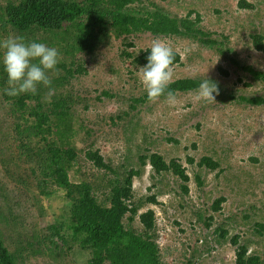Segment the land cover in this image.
I'll list each match as a JSON object with an SVG mask.
<instances>
[{
    "label": "rangeland",
    "instance_id": "obj_1",
    "mask_svg": "<svg viewBox=\"0 0 264 264\" xmlns=\"http://www.w3.org/2000/svg\"><path fill=\"white\" fill-rule=\"evenodd\" d=\"M6 2L0 0V6ZM132 5L152 11L159 7L179 17L195 11L189 18L199 13L195 27L211 32V37L155 36L147 31L112 36L97 59L84 58L88 74L76 76L63 89L79 96L76 124L91 129L89 136L83 130L76 142L79 157L70 169L72 182L89 181L104 197L107 178L115 173L84 158L88 146L99 148L118 174L141 169L134 178L135 200L142 203L140 212L155 210L156 239L166 264H236L234 235L264 264V105L244 99L264 96V82L245 68L264 71V50L256 48L252 37L264 36V0H138ZM11 35L22 34L12 27L2 32L4 38ZM155 38L181 54L180 63L173 65V80L207 77L218 84L215 101L197 99L192 90L177 92L174 104L165 96L134 102L147 94L137 71L142 65L125 59L122 52L146 49ZM5 89L0 85V238L15 264H87L90 253L79 241L82 235L74 236L70 228L73 202L65 188L46 177L48 167L25 159L28 152L21 150L12 99L4 97ZM103 90L112 96L99 99ZM146 149L167 161L176 158L187 168L188 193L173 172L157 174L150 164L141 166L138 157ZM204 155L220 166H200ZM153 195L157 203L150 202ZM221 196L226 201L215 211L212 205ZM138 221L135 227H141Z\"/></svg>",
    "mask_w": 264,
    "mask_h": 264
},
{
    "label": "trees",
    "instance_id": "obj_2",
    "mask_svg": "<svg viewBox=\"0 0 264 264\" xmlns=\"http://www.w3.org/2000/svg\"><path fill=\"white\" fill-rule=\"evenodd\" d=\"M138 0H7L0 6V39L2 32L10 27L22 35H30L27 39H36L55 47L60 53L58 71L50 73L51 87L54 94L51 102L44 97L48 88L40 86L37 94H22L12 99L11 114L14 116V130L20 134V147L27 161L37 166H46L52 182L67 190V196L73 202L71 207L70 228L82 246L89 250L87 264H166L161 259L160 247L156 239V213L154 209L140 212L142 203L135 200L134 178L142 174L140 168L132 167L123 174H118L115 167L108 163L99 148L88 146L84 158L99 169L115 173L108 177V191L100 198L95 193L94 185L89 181L72 182L70 169L79 157L76 142L82 139L81 132L86 135L91 129L86 124L77 125L74 111L75 101L79 96L63 92L66 85L76 76L88 74L84 58L91 56L97 59L99 51L109 45L110 39L124 35L151 32L155 36L185 35L191 37H211L195 25L201 20L196 18L173 16L163 12L159 7L152 11L136 8L132 4ZM244 6H251L243 1ZM145 11V13H144ZM258 50H264V36L252 35ZM206 41V40H205ZM212 41L210 38L207 40ZM129 46H134L129 42ZM174 64L180 63L181 54L177 51ZM149 50L130 52L124 50L122 57L132 59L134 64H146ZM255 77L264 82V71L252 66L245 67ZM202 80L193 77H182L173 80L170 88L177 92L197 90ZM0 85L7 88V75L0 65ZM47 89V91H46ZM111 97L112 93L103 90L101 99ZM163 97V96H161ZM255 105H264V96L244 97ZM149 100L147 94L135 99V103ZM135 104L132 109H135ZM25 126V127H24ZM34 140L37 142L34 146ZM35 142V143H36ZM40 148L43 150L41 151ZM141 153L138 157L141 166L150 164L157 174L173 172L182 182L181 188L189 192L190 175L187 168L176 158L167 161L155 151ZM29 158V159H28ZM194 162V158H189ZM200 166L216 169L220 163L212 156L204 155ZM200 179V176L198 177ZM44 182V181H43ZM45 183V182H44ZM150 202L157 203L156 196L149 197ZM224 196L217 198L212 208L219 211ZM138 216L139 221L136 219ZM141 227H135L136 222ZM227 234L226 230L221 233ZM61 236L64 239L63 235ZM240 236L232 237V244L237 246L236 264H263L259 254H250L245 243H240ZM0 264H15V256L0 238Z\"/></svg>",
    "mask_w": 264,
    "mask_h": 264
},
{
    "label": "clouds",
    "instance_id": "obj_3",
    "mask_svg": "<svg viewBox=\"0 0 264 264\" xmlns=\"http://www.w3.org/2000/svg\"><path fill=\"white\" fill-rule=\"evenodd\" d=\"M146 64L139 68L138 73L142 85L150 101L165 96L169 104L176 102L174 91L170 88L173 83V64L176 53L173 47L164 39L155 38L150 46ZM60 53L57 48L36 39H26L22 35H11L0 39V65L7 75L8 87L5 95L17 97L22 94H37L38 88H48L44 97L51 102L54 89L51 87L50 73L58 71ZM219 94L216 82L205 77L199 84L197 99L213 100Z\"/></svg>",
    "mask_w": 264,
    "mask_h": 264
}]
</instances>
